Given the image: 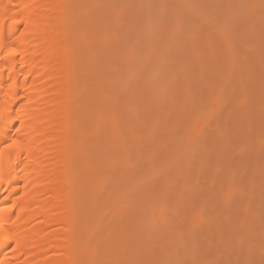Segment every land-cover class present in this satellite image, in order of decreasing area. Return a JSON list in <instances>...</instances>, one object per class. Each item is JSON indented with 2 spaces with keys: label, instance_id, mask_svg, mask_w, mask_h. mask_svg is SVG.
I'll list each match as a JSON object with an SVG mask.
<instances>
[{
  "label": "rangeland",
  "instance_id": "374dc122",
  "mask_svg": "<svg viewBox=\"0 0 264 264\" xmlns=\"http://www.w3.org/2000/svg\"><path fill=\"white\" fill-rule=\"evenodd\" d=\"M85 2L97 133L155 173L98 208L92 264H264V0Z\"/></svg>",
  "mask_w": 264,
  "mask_h": 264
},
{
  "label": "bare ground",
  "instance_id": "6f19581e",
  "mask_svg": "<svg viewBox=\"0 0 264 264\" xmlns=\"http://www.w3.org/2000/svg\"><path fill=\"white\" fill-rule=\"evenodd\" d=\"M88 8L0 0V264H92L111 195L122 200L155 174H134L97 133ZM104 245L99 264H113V244Z\"/></svg>",
  "mask_w": 264,
  "mask_h": 264
},
{
  "label": "snow or ice",
  "instance_id": "6c2138e0",
  "mask_svg": "<svg viewBox=\"0 0 264 264\" xmlns=\"http://www.w3.org/2000/svg\"><path fill=\"white\" fill-rule=\"evenodd\" d=\"M17 131H19V129H17ZM13 147H15V141H13L11 144H8V145H7V148H8V149H11V148H13Z\"/></svg>",
  "mask_w": 264,
  "mask_h": 264
}]
</instances>
